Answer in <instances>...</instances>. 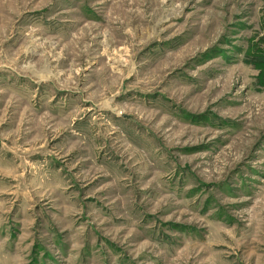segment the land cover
I'll return each instance as SVG.
<instances>
[{"label":"rangeland","instance_id":"1","mask_svg":"<svg viewBox=\"0 0 264 264\" xmlns=\"http://www.w3.org/2000/svg\"><path fill=\"white\" fill-rule=\"evenodd\" d=\"M0 264H264V0H0Z\"/></svg>","mask_w":264,"mask_h":264}]
</instances>
